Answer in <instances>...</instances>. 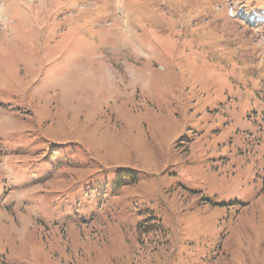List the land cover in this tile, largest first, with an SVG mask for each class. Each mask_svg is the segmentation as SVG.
I'll return each mask as SVG.
<instances>
[{"label":"rangeland","instance_id":"rangeland-1","mask_svg":"<svg viewBox=\"0 0 264 264\" xmlns=\"http://www.w3.org/2000/svg\"><path fill=\"white\" fill-rule=\"evenodd\" d=\"M259 5L0 0V264H264Z\"/></svg>","mask_w":264,"mask_h":264},{"label":"trees","instance_id":"trees-1","mask_svg":"<svg viewBox=\"0 0 264 264\" xmlns=\"http://www.w3.org/2000/svg\"><path fill=\"white\" fill-rule=\"evenodd\" d=\"M56 143H62V141H57ZM123 173H125V172L123 171ZM115 177H116L115 178V181H117V183H119V186L121 188L124 187V186H126L127 183H130L132 181L131 179L130 180H123V179H121L120 177H118V173H116V176Z\"/></svg>","mask_w":264,"mask_h":264}]
</instances>
